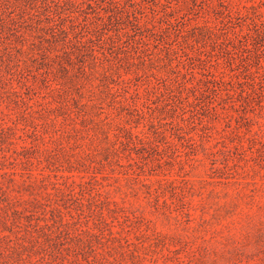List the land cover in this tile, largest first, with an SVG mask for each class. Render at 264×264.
Segmentation results:
<instances>
[{"label": "rangeland", "instance_id": "1", "mask_svg": "<svg viewBox=\"0 0 264 264\" xmlns=\"http://www.w3.org/2000/svg\"><path fill=\"white\" fill-rule=\"evenodd\" d=\"M3 1L0 264H264V0Z\"/></svg>", "mask_w": 264, "mask_h": 264}, {"label": "trees", "instance_id": "2", "mask_svg": "<svg viewBox=\"0 0 264 264\" xmlns=\"http://www.w3.org/2000/svg\"><path fill=\"white\" fill-rule=\"evenodd\" d=\"M140 1L138 0H87L86 4L88 7L91 8H95V7H100V9L102 11L99 10V12L97 11V13H138V11L140 10L139 5H140ZM5 1H0V13H5ZM72 4L75 7H80L79 3H75L72 2ZM130 6V8H129ZM58 13H65L63 11H60ZM111 14H107V17L110 18ZM64 30V29H63ZM168 48H171V50H175V48L173 46H168ZM91 51H94V48H91ZM41 74H45L44 72H40ZM206 81L213 83L216 82L217 79L216 77L212 76V77H207ZM185 83L182 82V85H184ZM194 86H191L190 88H193ZM63 87L61 86L60 83H57V85H55L53 87V89H57L60 90ZM13 93L16 95H20L21 91L14 89Z\"/></svg>", "mask_w": 264, "mask_h": 264}]
</instances>
